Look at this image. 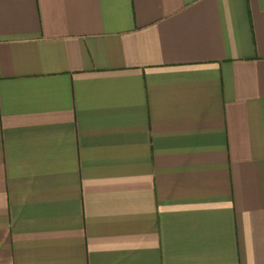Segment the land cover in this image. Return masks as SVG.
<instances>
[{"label":"crops","instance_id":"obj_1","mask_svg":"<svg viewBox=\"0 0 264 264\" xmlns=\"http://www.w3.org/2000/svg\"><path fill=\"white\" fill-rule=\"evenodd\" d=\"M0 264H264V0H0Z\"/></svg>","mask_w":264,"mask_h":264}]
</instances>
